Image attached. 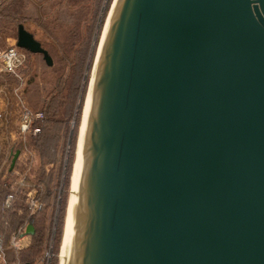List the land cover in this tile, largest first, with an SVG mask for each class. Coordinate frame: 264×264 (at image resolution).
Here are the masks:
<instances>
[{"label": "water", "instance_id": "1", "mask_svg": "<svg viewBox=\"0 0 264 264\" xmlns=\"http://www.w3.org/2000/svg\"><path fill=\"white\" fill-rule=\"evenodd\" d=\"M109 12L59 264H264V0H114Z\"/></svg>", "mask_w": 264, "mask_h": 264}, {"label": "rangeland", "instance_id": "2", "mask_svg": "<svg viewBox=\"0 0 264 264\" xmlns=\"http://www.w3.org/2000/svg\"><path fill=\"white\" fill-rule=\"evenodd\" d=\"M113 1L0 0V47L14 44L15 26L18 22H23L25 28L32 32L34 38L47 50L52 61L50 65H46L39 53L25 52V61L18 70L20 77L0 73V86L5 91L8 92L12 87L17 86L31 108L46 106L49 118V128L45 131L48 136L41 145L42 142L37 143L39 135L21 139L15 132V116H11L12 123L3 133L9 132V135L13 136L8 141L0 142V149L6 151L10 147H22L24 155L21 157L22 161L19 163L17 173L7 174L0 168V203L9 190L2 184L4 178L24 179L23 186L15 189L13 206L18 209L25 205L26 189L35 184L43 200V207L34 223L37 228H41L44 224L40 232L41 236L42 230L45 234L49 232V245L56 232L63 198L66 197L62 222L64 221L80 118L84 107L82 104L79 114L80 101L83 95V102L85 99L97 43ZM73 144L75 148L67 187L65 172ZM29 157L30 164L26 162L24 164L25 158ZM4 217L5 214L0 210V220ZM63 226L64 222L61 234ZM60 237L62 239V235ZM28 238L27 246L12 250L18 256L12 259L9 256L11 254L5 253L0 264L11 262L21 264L25 259L28 260L36 254L39 248L41 250V245L39 247L31 245L30 234ZM60 246L57 264H59Z\"/></svg>", "mask_w": 264, "mask_h": 264}, {"label": "built area", "instance_id": "3", "mask_svg": "<svg viewBox=\"0 0 264 264\" xmlns=\"http://www.w3.org/2000/svg\"><path fill=\"white\" fill-rule=\"evenodd\" d=\"M25 57V51L23 49H19L14 44H8L6 47H0V73L20 77L18 70L22 67ZM11 116H15V132L21 139L24 140L26 136L39 135L44 121L43 111L40 109H32L23 99L21 91L17 86L12 87L11 90H8V92L0 86V142L8 141L13 136L11 134L9 135V132L3 133V131L7 130L9 124L12 123V120L10 119ZM23 155L24 149H22V147H10L9 149H6V151L0 149V168L4 169V172L7 174L17 173L18 166L20 165V161H22L21 157ZM25 162L30 164L31 158H25L23 163L25 164ZM23 181V178H15L14 180H10L8 178L3 179V186L9 188V190L5 193L0 204L2 212L7 210L12 205L16 195L15 189L23 186ZM14 186L16 187L13 188ZM24 194V204L26 208L29 209L30 213H36L42 210L43 200L40 198L39 189H37L35 184L31 185V188L26 189ZM25 228L10 232L6 242L4 241L3 234L0 231V261L5 257L6 249H21L28 245L29 233L27 234L25 232ZM50 247L51 245H49L46 252L47 259L45 264H48L51 253Z\"/></svg>", "mask_w": 264, "mask_h": 264}, {"label": "trees", "instance_id": "4", "mask_svg": "<svg viewBox=\"0 0 264 264\" xmlns=\"http://www.w3.org/2000/svg\"><path fill=\"white\" fill-rule=\"evenodd\" d=\"M104 12H105V9H104ZM18 24H22V26L25 28L23 22H21V23L18 22L16 24V26H15V30H16V27H17ZM25 30H27V29L25 28ZM16 33H17V30H16ZM16 33H15V38H16ZM30 33L32 34V32H30ZM39 44H40V42H39ZM41 46H42V44H41ZM18 48L19 49H23L27 53H32V52H30V51H28V50H26L24 48H20V47H18ZM37 53H39L41 55L40 52H37ZM37 53H34V54H37ZM41 58H42V55H41ZM44 62H45V60H44ZM83 97H84V95H83ZM83 97L81 98V101H80L79 114H80V111H81V107L83 106L82 105L83 104ZM32 109H34V108H32ZM39 109L42 110L43 113H44V121H43V124H42V127H41V131L39 132V136L37 137V139H38L37 143L40 144V142H42L41 143V145H42L44 143L45 138H47V136H48V133H46L45 131H46L47 128H49L48 127L49 118L47 116V110L48 109H47L46 106H41L39 108H35L34 110H39ZM79 114H78V117H79ZM77 126H76V128H77ZM74 141H75V139H74ZM72 148H73V151H72V153L70 155V159H68V167H67L66 172H65V178H66L67 187H68V182H69L68 175H69L70 167H71V163H72L71 160H72L73 153H74V148H75L74 144H73ZM51 197L53 199L54 196L52 195ZM13 202H12V205L7 210H5L3 212L5 214L4 219L0 220V231L3 234L4 241L5 242L7 241V236L10 233L11 229H12L11 232L13 230H17V229H24L27 226L28 223H31L32 227H33V232L30 233V238L32 239L31 245H37V247H39V245H41V250L39 248V251L36 254H34L32 257L28 258V260L25 259L26 261L24 260L21 264H45L46 259H47V253L46 252H47L49 244H50L49 243V239H50L49 238V232H47V234H45L44 230H42V236H41V232L40 231H41V228H43L44 224H42L41 228H37L35 226V223H34L38 219V217H39L38 214L41 212V210L36 212V213H30L29 209L26 208L25 205L23 206V208L20 207V209H18V207H14L13 206ZM65 203H66V197L63 198V202H62V205H61V208H60V211H59V215H58V219H57L56 232L54 233L55 235H54V238L52 240L51 247H50L51 248L50 249L51 253H50V256H49L48 264H57V262H58V249H59V246H60V243H61L60 235H62L61 234V230H62V225H63L62 220H63L64 211H65ZM48 231H49V229H48ZM5 253L8 254V255L11 254L9 256L12 259L14 257L18 256V254H15V252L12 251V249H6ZM8 264H13V263L11 262V263H8Z\"/></svg>", "mask_w": 264, "mask_h": 264}, {"label": "bare ground", "instance_id": "5", "mask_svg": "<svg viewBox=\"0 0 264 264\" xmlns=\"http://www.w3.org/2000/svg\"><path fill=\"white\" fill-rule=\"evenodd\" d=\"M113 4V3H112ZM112 6V5H111ZM111 8V7H110ZM109 11H110V9H109ZM109 14H110V12H108V16H109ZM108 16H107V18H108ZM107 18H106V20H107ZM106 20H105V22H104V25H105V23H106ZM104 25H103V28H102V30L104 31ZM103 31L101 32V35H100V38H99V40H98V43H97V48H96V51H95V54H94V58H93V60H94V62H93V65H92V67H91V72H90V80H89V82H88V86H87V88H86V90H87V92H86V95H85V99H84V102H83V105L85 106V100H86V97H87V93H88V90H89V84H90V81H91V77H92V74H93V68H94V65H95V62H96V59H97V52H98V49H99V46H100V40H101V37H102V34H103ZM83 109H84V107H83ZM82 114H83V110H82ZM82 114H81V118H80V120L82 121ZM80 125H81V122H80ZM79 129H80V126H79ZM79 131H78V138H79ZM77 142H78V140H77ZM76 146H77V144H76ZM75 150H77V147L75 148ZM75 155H76V151H75ZM74 159H75V156H74ZM74 159H73V167H74ZM72 171H73V169H72ZM70 180H72V177H71V179ZM71 185V184H70ZM70 189V188H69ZM69 193L70 192H68V195H69ZM69 197V196H68ZM66 209H67V207H66ZM62 240V239H61ZM62 243V242H61ZM60 249H61V246H60ZM60 256H61V252L59 251V262H60Z\"/></svg>", "mask_w": 264, "mask_h": 264}]
</instances>
